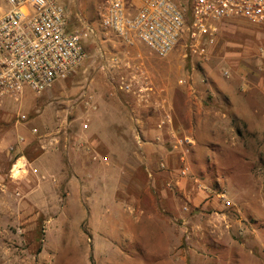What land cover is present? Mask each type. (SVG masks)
I'll return each mask as SVG.
<instances>
[{
    "label": "rangeland",
    "instance_id": "1",
    "mask_svg": "<svg viewBox=\"0 0 264 264\" xmlns=\"http://www.w3.org/2000/svg\"><path fill=\"white\" fill-rule=\"evenodd\" d=\"M65 4L94 29L85 62L0 98V264H264V22L160 57L103 30L95 0Z\"/></svg>",
    "mask_w": 264,
    "mask_h": 264
},
{
    "label": "built area",
    "instance_id": "2",
    "mask_svg": "<svg viewBox=\"0 0 264 264\" xmlns=\"http://www.w3.org/2000/svg\"><path fill=\"white\" fill-rule=\"evenodd\" d=\"M95 1L103 30L126 42H141L160 57L170 54L182 39L193 52L204 55L201 41L217 33V23L223 19L264 22V0ZM93 32L89 24H72L65 0H2L0 98L18 100L28 91L40 97L69 78L87 59ZM20 119L25 121L27 116L22 114ZM137 142L142 145L139 134ZM190 144L189 138L177 137L174 147ZM188 172L187 166L180 169L182 177Z\"/></svg>",
    "mask_w": 264,
    "mask_h": 264
},
{
    "label": "crops",
    "instance_id": "3",
    "mask_svg": "<svg viewBox=\"0 0 264 264\" xmlns=\"http://www.w3.org/2000/svg\"><path fill=\"white\" fill-rule=\"evenodd\" d=\"M151 139H154V141L156 140H162V137H163V132L160 130V127H159V129H154V130H152L150 133H149V135H148ZM192 140L194 141V139L192 138ZM194 143H195V141H194ZM145 147H146V149H145V157H144V159H145V161H146V171H147V173H148V176H149V178H152L153 179V185H157V182H156V179L154 180V178H153V176H155L156 175V173L154 172V167H152V162H153V160H154V158H155V156H156V154L154 153V151L151 149V147H150V145L147 143L146 145H145ZM44 157V155H42V156H40V157H38L35 161H44L43 158ZM34 163V161H30V165H32ZM31 167H33V166H31ZM126 169V172H128L129 170L127 169V168H125ZM37 170V172H40L41 174H46L47 172H48V170H47V168L45 167V166H40L39 167V169L37 168L36 169ZM118 185V187H119V184H117ZM157 187V186H156ZM117 188V187H116ZM43 189V186L41 187V184L40 185H38L37 187H36V190H39V192L41 191ZM39 192H36L35 193V195H36V197H37V195H41ZM41 192H43V191H41ZM34 195V196H35ZM43 196H45V195H43ZM73 196V194H71V192L70 193H68V197H72Z\"/></svg>",
    "mask_w": 264,
    "mask_h": 264
}]
</instances>
